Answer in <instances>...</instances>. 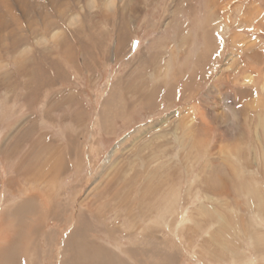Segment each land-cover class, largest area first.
<instances>
[{
	"label": "rangeland",
	"instance_id": "1",
	"mask_svg": "<svg viewBox=\"0 0 264 264\" xmlns=\"http://www.w3.org/2000/svg\"><path fill=\"white\" fill-rule=\"evenodd\" d=\"M0 221L18 264H264V0H0Z\"/></svg>",
	"mask_w": 264,
	"mask_h": 264
},
{
	"label": "bare ground",
	"instance_id": "2",
	"mask_svg": "<svg viewBox=\"0 0 264 264\" xmlns=\"http://www.w3.org/2000/svg\"><path fill=\"white\" fill-rule=\"evenodd\" d=\"M10 12V11H9ZM20 169H21V167H20ZM36 194V193H35ZM34 195V194H33ZM32 195L31 196H27L24 200H23V202L21 203V205L20 206H18V207H16V208H14L15 209V213L13 214L14 215V217H17V216H22V212L23 211H26L27 210V208L29 207V202L32 200ZM8 202V201H7ZM26 203V204H25ZM7 204V203H6ZM29 209V208H28ZM23 210V211H22ZM2 224V222L0 221V226H2L1 225ZM12 233L13 234H11L12 235V238H9L7 241H5V238H3V240L0 242V243H5V248H3V249H1L0 250V264H18L17 263V257L16 256H14L13 255V253H12V251H14V249H15V247H17V245H18V238H15V237H17L16 235L17 234H23L24 233V229L23 228H20V227H16L15 228V230L13 229L12 230ZM79 244H80V242H79ZM82 245V244H81ZM79 246V245H78ZM90 247L91 248H93L94 246L93 245H90ZM95 248V247H94ZM19 249V248H18ZM18 249H16L15 251L17 252V250ZM79 249V248H78ZM98 249V248H97ZM94 251H96V250H94ZM9 252H10V254H12L13 255V257H14V259H13V257H11L10 255H9ZM23 252H24V249H23ZM93 252V251H92ZM97 252V251H96ZM100 252V251H99ZM15 253V252H14ZM16 254V253H15ZM96 255H97V253H95ZM17 255V254H16ZM20 255V254H19ZM22 256V255H21ZM89 257L91 258H94V255H93V253H90L89 252ZM18 259H20L19 257H18ZM14 262V263H13ZM100 262V261H99ZM19 264H21L20 262H19ZM74 264V263H73ZM88 264H98V261L96 262H94L93 260H90L89 261V263ZM104 264V263H103Z\"/></svg>",
	"mask_w": 264,
	"mask_h": 264
}]
</instances>
